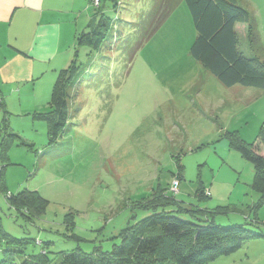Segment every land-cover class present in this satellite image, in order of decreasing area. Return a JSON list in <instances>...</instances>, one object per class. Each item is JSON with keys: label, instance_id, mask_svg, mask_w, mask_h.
Returning <instances> with one entry per match:
<instances>
[{"label": "rangeland", "instance_id": "374dc122", "mask_svg": "<svg viewBox=\"0 0 264 264\" xmlns=\"http://www.w3.org/2000/svg\"><path fill=\"white\" fill-rule=\"evenodd\" d=\"M155 7L156 0L93 6L111 29L100 49L71 50L60 67L76 61L79 71L68 90V129L57 142H49L47 121L34 118L50 110L56 75L39 84L44 105L18 114L10 106L13 114L0 131V183L4 178L11 194L38 190L49 201L29 219L0 189L2 229L32 240L22 258L43 249L55 261L64 253L110 251L123 229L149 214L141 204L161 191L197 217L209 210L219 225L240 224L264 235V197L252 187L253 164L226 135L249 143L262 138L264 89L227 87L191 56L197 30L185 0H176L151 34ZM238 47L255 56L247 36L239 35ZM6 138L13 140L2 157ZM202 187L214 195L202 197ZM206 264H264V236Z\"/></svg>", "mask_w": 264, "mask_h": 264}, {"label": "trees", "instance_id": "16d2710c", "mask_svg": "<svg viewBox=\"0 0 264 264\" xmlns=\"http://www.w3.org/2000/svg\"><path fill=\"white\" fill-rule=\"evenodd\" d=\"M101 1L99 5L93 6L100 9ZM237 1L185 0L197 30L190 54L227 87L241 84L264 89V59L258 56L261 45L259 23ZM174 3L176 0H156V7L152 12L151 34L168 20ZM99 12L100 16L91 28L77 36L74 49L76 55L83 48L100 49L107 39L111 22L102 10ZM239 22L248 24L247 37L255 50L253 57H247L239 50L240 33L236 29ZM114 38H118L117 33ZM78 71L76 61L59 70L49 101L50 110L34 114V118L47 121L50 143L57 142L68 129V90ZM2 129L3 126L0 131ZM261 134L262 138L258 141L249 143L235 133L226 132L230 146L253 164L252 187L264 197V131ZM12 140L13 138H6L2 142V157H7ZM21 143L27 145L24 139ZM1 189L10 207L21 214L26 213L29 219L48 207V199L38 190L25 189L11 194L5 186H1ZM200 194L205 198L212 195L210 189L204 187L200 188ZM172 204L178 205V208L170 207ZM141 208L149 211V214L123 229L120 242L112 250L64 253L59 261L51 258L45 249L39 254L22 258L32 240L8 234L0 223V235L3 239L0 264H206L221 256L231 255L252 238L264 236L240 224L219 225L209 215L213 213L209 210L205 217H197L192 214V209L184 207L162 191L143 202ZM184 211L190 212L191 216L184 217Z\"/></svg>", "mask_w": 264, "mask_h": 264}, {"label": "crops", "instance_id": "0c3cea01", "mask_svg": "<svg viewBox=\"0 0 264 264\" xmlns=\"http://www.w3.org/2000/svg\"><path fill=\"white\" fill-rule=\"evenodd\" d=\"M241 1L264 33V0ZM92 4V0H0V127L13 114L11 105L18 109L16 114L34 103L40 106V101L44 105L39 84L69 63L77 36L98 19ZM236 29L247 36V23H237ZM259 48L258 56L264 59V35ZM1 186L8 189L4 178ZM2 246L0 235V255Z\"/></svg>", "mask_w": 264, "mask_h": 264}, {"label": "built area", "instance_id": "2783aa9c", "mask_svg": "<svg viewBox=\"0 0 264 264\" xmlns=\"http://www.w3.org/2000/svg\"><path fill=\"white\" fill-rule=\"evenodd\" d=\"M92 1H93V5L97 6V5H99L101 0H92ZM178 185H179V182L176 180L174 183V188L176 189Z\"/></svg>", "mask_w": 264, "mask_h": 264}]
</instances>
